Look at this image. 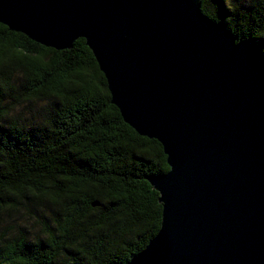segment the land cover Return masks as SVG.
I'll return each mask as SVG.
<instances>
[{"label":"water","instance_id":"95a60500","mask_svg":"<svg viewBox=\"0 0 264 264\" xmlns=\"http://www.w3.org/2000/svg\"><path fill=\"white\" fill-rule=\"evenodd\" d=\"M0 23L57 50L85 38L112 103L158 140L163 206L126 264H264V63L201 0H0Z\"/></svg>","mask_w":264,"mask_h":264},{"label":"trees","instance_id":"16d2710c","mask_svg":"<svg viewBox=\"0 0 264 264\" xmlns=\"http://www.w3.org/2000/svg\"><path fill=\"white\" fill-rule=\"evenodd\" d=\"M264 63V0H202ZM85 38L0 23V264H126L158 233L162 144L124 121Z\"/></svg>","mask_w":264,"mask_h":264},{"label":"rangeland","instance_id":"374dc122","mask_svg":"<svg viewBox=\"0 0 264 264\" xmlns=\"http://www.w3.org/2000/svg\"><path fill=\"white\" fill-rule=\"evenodd\" d=\"M201 2H202V0H201ZM243 40H245V39H243Z\"/></svg>","mask_w":264,"mask_h":264}]
</instances>
